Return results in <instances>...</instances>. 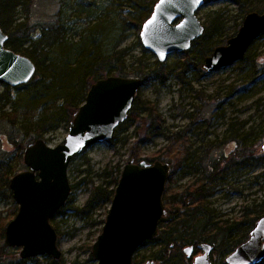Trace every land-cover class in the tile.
Instances as JSON below:
<instances>
[{"label": "rangeland", "instance_id": "1", "mask_svg": "<svg viewBox=\"0 0 264 264\" xmlns=\"http://www.w3.org/2000/svg\"><path fill=\"white\" fill-rule=\"evenodd\" d=\"M66 1L79 2L88 15L79 16L71 9L64 19L66 26L57 44H46L38 49L41 70L35 74L33 82L12 90L10 98L0 103V160L12 156V177L28 169L24 157L19 158V154L24 153V148L38 131H45L42 139L50 146L65 141L71 123L65 115V104L70 100L77 104L85 100L84 92L91 86V82H87V71L94 59L117 57L118 67L129 75L140 60L148 71H155L159 63L157 56L142 45L139 27L129 21L137 16L133 8L129 9L123 2L117 4L116 0ZM238 1L211 0L197 12L205 30L210 29V36L203 35L199 38L201 42H209L214 48L226 45L228 39L238 34L249 12L264 13V8L255 9L260 2V7H264V0ZM60 5V0H31L27 10L17 9L16 18H20L17 22L27 19L30 27L35 29L32 37L37 38L41 35L40 28L56 25L59 21ZM200 50V43H197L189 50L168 56L163 63L166 82L150 78L138 91L141 107L146 104L157 106L166 123V134L149 139L146 118L142 116L134 122L129 121L125 129L116 133L114 140L94 144L73 157L68 168L72 186L69 203L65 213L51 221L59 234L57 245L62 250L60 259L65 264H86L92 255L88 249L101 233L105 224L102 221L105 222L110 205L86 214L77 212L76 208L85 206L96 185L107 182L113 185L118 176L116 166L123 170L132 159L136 163L150 162L160 148L171 146L168 135L179 132L185 135L172 146L174 158L164 156L163 159L173 172L170 191L181 194H185L188 187L195 189L198 186L197 180L202 175L185 171L187 165L198 161L205 149H208L205 165L212 164L213 160L223 161L234 152L236 145L229 140L232 125L239 134L253 133L249 148L256 155L263 153L264 34L253 42L244 59L218 71L209 72L203 67L205 58L200 56ZM5 88L0 83V95ZM176 156L188 160H183L181 167L174 169ZM222 163L226 166L228 162ZM242 172L227 177L214 188L207 187L212 194L203 206L211 211L216 221L241 218L247 208L262 209L264 166L253 172ZM13 202V196L10 199L0 192V218L7 219L8 223L16 217L15 206L19 208ZM4 244L5 239L0 241V249ZM7 247L9 260L20 258L21 248ZM158 248L156 241L144 243L137 250L138 258L148 257ZM235 249L230 247L225 255L217 254L215 259L219 264H225V257ZM25 260L27 264H55L57 259L45 254Z\"/></svg>", "mask_w": 264, "mask_h": 264}, {"label": "water", "instance_id": "2", "mask_svg": "<svg viewBox=\"0 0 264 264\" xmlns=\"http://www.w3.org/2000/svg\"><path fill=\"white\" fill-rule=\"evenodd\" d=\"M205 0H158L142 24L140 38L144 48L160 62L175 52L192 48L203 36L205 25L197 12ZM238 34L226 45H219L205 59L203 67L218 71L246 57L250 46L264 34V13L249 12ZM8 34L0 23V81L10 87L26 85L35 76L37 66L27 55L14 52L6 44ZM143 81L118 75L103 77L91 85L85 101L71 121L62 144L50 146L38 139L25 148L28 169L10 179V188L19 205L16 217L7 224L5 242L21 248L20 258L50 255L62 258L57 245L59 234L51 219L65 207L72 193L68 168L73 157L97 143L112 141L116 130L129 118ZM264 151V145L262 147ZM170 165L133 159L124 166L105 224L93 244L96 264H135L137 250L159 235L161 218L167 213L164 193L170 178ZM264 218L247 242L227 256L229 264H260L264 260ZM196 257L194 264H212L207 254ZM190 257L193 247H186ZM201 259V260H200ZM156 264V262L150 263Z\"/></svg>", "mask_w": 264, "mask_h": 264}, {"label": "trees", "instance_id": "3", "mask_svg": "<svg viewBox=\"0 0 264 264\" xmlns=\"http://www.w3.org/2000/svg\"><path fill=\"white\" fill-rule=\"evenodd\" d=\"M30 1L31 0H0V23L2 30L8 34V40L6 42L7 46L14 52L16 51L30 57L37 66L35 73L37 74L41 70L40 60L37 57L38 49H41L46 44H57L61 38L60 36L62 31L65 29L66 20L64 19H66L69 11L71 9H75L79 16L88 14L86 13L87 9L79 2L72 3L71 1L60 0V11L57 14L59 21L56 25H49L40 28L39 31L41 32V35L37 38H33L32 32H34L35 29L30 27L28 20L24 19V21L17 22L20 18H16L18 13L17 9L22 8L27 10ZM157 1L158 0H116V3L120 4L123 2L125 6L129 7V9L133 8V10L136 11L137 16L129 21L134 22L135 26L142 30V24L150 17ZM209 1L211 0H205V3H208ZM238 2L240 3V1ZM260 6H262L261 2L256 4L257 8L255 9L261 10L264 8ZM81 12H83V14ZM209 32L210 29L208 27L203 34L204 37L210 36L208 34ZM197 43H200V56L202 58L206 59L208 57V53L215 49L209 42L203 43L199 39L194 41L192 46ZM116 58L114 59L111 55L94 59V62L90 64L87 71V82H91L92 85L93 82L102 79L103 77L112 76V74L128 78H131L130 76L138 77L143 81V84H145V82L150 78L160 80L162 83L166 82V71H164L165 67L163 63L159 62L155 71H148L145 66L141 64L140 60L138 67L133 70L131 73L132 75H129V73L124 71V69L122 70L118 67ZM0 83L6 87L4 93L0 95V103L2 100L10 98L12 90L20 87L16 86V88H14L1 81ZM89 89H86L84 92L85 99L88 95L87 93ZM84 101L77 104L73 100H70V102L65 104V115L69 121H72L75 118L76 113ZM129 113V118L125 121V123L120 125V127L116 130V133L125 129V126L129 121L134 122L138 118L145 116V123H147L148 130L146 134L150 137L149 139L158 137V135L166 134V123L164 122L160 112H158L157 106L146 104L141 107L138 94L135 99V104ZM229 130L231 132L229 140L232 142L234 141L236 146L234 148V152L231 153L229 157L223 158V161L228 162L226 166H223V161L221 160H213L210 165L203 164L206 160L205 158L208 156L206 153L208 152V149H205L203 155H201L198 161H193L190 165H187L188 168L185 173H199L202 175L201 178L197 180L198 186L195 187V189L188 187L189 189H187L185 194L174 191L171 192L173 172L171 173L170 171V178L167 182V188L163 195L167 213L161 218L162 220L159 226V235L147 241L158 242L159 248L150 256L142 257V259H139L138 254H136L134 258L135 264H150L153 262H156V264H191L192 260L188 259L184 250L186 247L192 246L195 253H198L200 252L198 246L207 242L219 248V254L225 255L230 250V247L236 248L239 244L248 239V231L255 226V222L262 214H264V204L260 205L262 208L261 210L247 208L241 218L226 219L225 221H216L215 217L212 216L211 211L206 206H203L204 202L212 194L211 190L207 189L208 186L214 188L215 185L223 182L224 179L229 176L234 174L239 175L243 173L242 171L253 172L258 167L264 166V155H256L254 151L249 148L248 142L253 133L238 134V131H235L233 125ZM44 133L45 131L43 130L38 131L36 136L32 138L30 144L40 138H44ZM172 135L173 136L168 135L167 137L170 139L171 146L168 148H160L158 153H155L156 156L149 160L150 163L154 164L159 160L164 162V156H170V159L174 158L172 146L174 143L176 144V140L182 139V137L184 139L185 135L181 132ZM22 157H24V153L21 152L19 154V158ZM183 160H188V158L183 159L177 158L176 156L174 159L176 162L174 164V169L181 167ZM12 161V156L9 157V159L0 160V192L6 193L10 199L13 196L10 188V179L12 177L10 172L13 169ZM196 162H198L199 165L196 166ZM116 170L118 171V176L114 180L113 185L112 182H107L106 185H96V187L93 188V193L88 198L85 206L82 208H76L77 212L86 214L94 212L98 207L105 206L107 204L111 205L112 198L116 190L115 188L122 173V167L116 166ZM67 203H69L68 200ZM15 208L16 214L19 208L17 206H15ZM64 213L65 207L60 209L51 221H53L56 216ZM102 222L105 223L104 221ZM7 224L8 220L1 217L0 241L5 239ZM237 235L240 237H237ZM7 248L8 247L4 244L0 249V264H27V260H22L18 257H13V259L9 260L7 255L10 254V252L7 251ZM88 250L91 251L92 247L90 246ZM89 262H91L90 264H95V260L92 255H90L86 264H89ZM54 263L65 264L63 259H57ZM75 264H78V262Z\"/></svg>", "mask_w": 264, "mask_h": 264}, {"label": "flooded vegetation", "instance_id": "4", "mask_svg": "<svg viewBox=\"0 0 264 264\" xmlns=\"http://www.w3.org/2000/svg\"><path fill=\"white\" fill-rule=\"evenodd\" d=\"M250 49V48H249ZM248 52V51H247ZM235 131H238V130H236L235 129ZM238 134H239V131H238ZM230 135H231V132H230ZM263 155H264V151H263V153H262ZM264 218V214H262L259 218H258V220L255 222V226L252 228V229H250V232H249V237H248V239H250V237H251V233L258 227V223H259V221H261V219H263ZM248 239L246 240V241H244V242H242L241 244H243V243H245V242H247L248 241ZM263 243H264V241H263ZM211 245V248H209L210 249V252L207 254V256H208V259L210 260V262L212 263V264H219L218 263V261H217V259H215V257L217 256V254L218 255H221V254H219L218 253V250H219V248H217V247H215V246H213L212 244H210V243H207V242H205V243H203V244H200L199 246H198V249H200V252H198V253H195V250H194V248H193V250H194V252H193V254L190 256V257H188V259H191L192 260V262H191V264H194L195 263V258L196 257H202V256H204L205 254H206V251H205V249H204V247L206 246V245ZM241 244H239V245H241ZM238 245V246H239ZM238 246L236 247V249L238 248ZM235 249V250H236ZM234 250V251H235ZM234 251H232L231 253H233ZM231 253H229V254H231ZM229 254H227V256L229 255ZM227 256L225 257V264H229V263H227ZM201 260V259H200ZM204 263V260H201V263L200 264H203ZM264 263V260L260 263V264H263Z\"/></svg>", "mask_w": 264, "mask_h": 264}, {"label": "bare ground", "instance_id": "5", "mask_svg": "<svg viewBox=\"0 0 264 264\" xmlns=\"http://www.w3.org/2000/svg\"><path fill=\"white\" fill-rule=\"evenodd\" d=\"M159 62H160V61H159ZM165 62H166V61H165ZM165 62H164V63H165ZM160 63H163V62H160ZM113 140H114V139H113ZM145 161H146V160H145Z\"/></svg>", "mask_w": 264, "mask_h": 264}]
</instances>
